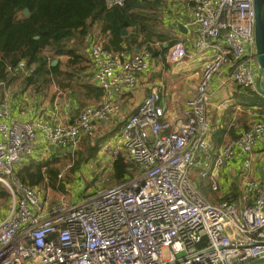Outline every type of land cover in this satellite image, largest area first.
<instances>
[{
    "label": "built area",
    "instance_id": "built-area-1",
    "mask_svg": "<svg viewBox=\"0 0 264 264\" xmlns=\"http://www.w3.org/2000/svg\"><path fill=\"white\" fill-rule=\"evenodd\" d=\"M125 0H105L108 7ZM194 51L201 55L200 78L182 116L166 119L165 102L153 89L113 137L119 150L139 167L131 179L100 189L77 204L49 205L36 189L15 177L19 164L53 145L75 147L93 135L96 124L117 118V93L133 90L152 56L131 55L90 39L97 105L85 106L74 123H50L43 115L0 121V182L9 191L10 210L0 214V264H251L264 261V175L249 176L253 152L264 141V121L255 119L218 148L210 140L209 83L223 70L235 84L259 92L254 48L253 0H188ZM183 41L173 43L167 61L189 57ZM19 66H23L21 62ZM226 107V103L216 106ZM40 148V149H39ZM242 154L241 208L229 200L213 204L190 179L213 180L224 164ZM251 200L249 201V199ZM163 249L168 256H163Z\"/></svg>",
    "mask_w": 264,
    "mask_h": 264
},
{
    "label": "trees",
    "instance_id": "trees-1",
    "mask_svg": "<svg viewBox=\"0 0 264 264\" xmlns=\"http://www.w3.org/2000/svg\"><path fill=\"white\" fill-rule=\"evenodd\" d=\"M165 7L164 0H125L122 5L111 7L105 0H0L1 97L9 84L31 85L35 92L47 91L54 84L70 94L73 89L82 94L75 69L85 59L89 38H98L106 48L125 53L133 54L135 49L145 48L151 56L165 60L168 48L179 41L171 28L164 27ZM25 8L28 15L24 14ZM123 29H127L126 35L122 34ZM61 56L68 57L64 64L59 59ZM54 60L57 62L52 64ZM235 85L241 97L240 105L250 108L264 121V95ZM92 86L94 96L99 99L100 89L94 83ZM103 126L99 125L95 136H82L71 153L56 149L50 158L28 157L18 165L15 177L31 188L49 186L64 192L59 175L66 162L60 161L59 155L72 156L74 169L95 158L101 144L121 128L113 125L103 132ZM111 161L112 185L125 182L139 172L138 165L123 153ZM94 182L93 178L90 184ZM96 192H87L84 197ZM10 197L0 182V200L6 203Z\"/></svg>",
    "mask_w": 264,
    "mask_h": 264
},
{
    "label": "crops",
    "instance_id": "crops-1",
    "mask_svg": "<svg viewBox=\"0 0 264 264\" xmlns=\"http://www.w3.org/2000/svg\"><path fill=\"white\" fill-rule=\"evenodd\" d=\"M164 1L166 5L163 9L164 27L171 28V33L179 41L184 42L190 56L177 64L167 61V53L165 54V60L152 56V63L149 69L138 74L135 88L117 93L120 113L117 118L110 121H117L116 125L122 126L127 117L136 110L137 105L153 89H157L160 92L165 102L166 119L171 122H175L182 116V109L186 99L194 94L200 78L202 60L200 58L201 55L197 54L193 47L195 31L189 26L192 19V8L188 0ZM179 23L183 25L182 29H179ZM125 54L131 55V53ZM82 60L84 62L83 65L75 69V78L82 84L80 86L83 91L82 94H79L74 89L73 95L70 94L69 90L58 89V91L56 90L52 95H49L46 90L35 92L30 88L32 95H28L26 92L23 93V91L20 94H16L13 90L14 84H9L4 87L2 97L0 94V121L11 123L17 120H29L36 115H43L50 123H74L85 106L97 105L101 99L100 96L99 99L94 96L92 85L93 83L96 85V83L93 80L88 48L85 59ZM227 73V70H223L216 74L210 81L208 89L209 105L207 106V113L211 122L210 140L216 148L229 139L240 135L243 130L249 127L253 120L259 118L257 113H253L250 108L245 109L240 105L239 99L241 97L237 87L228 78ZM96 87L98 88L97 85ZM47 96H50V101L46 100ZM223 102L226 103V107H216L217 104ZM100 124H96L95 131H97ZM261 143L253 152L254 161L248 173L249 176L255 178H260L264 175V149ZM242 158L243 155L239 153L224 164L214 180L217 186L216 190H213L211 186L213 180L209 179V177L199 176L198 169L191 171L190 179L200 195L208 202L217 204L221 200H229L241 208L248 203V200L242 198L245 193ZM200 178H208L209 188L213 194L204 191V184Z\"/></svg>",
    "mask_w": 264,
    "mask_h": 264
},
{
    "label": "rangeland",
    "instance_id": "rangeland-1",
    "mask_svg": "<svg viewBox=\"0 0 264 264\" xmlns=\"http://www.w3.org/2000/svg\"><path fill=\"white\" fill-rule=\"evenodd\" d=\"M61 60V63H65L68 59L67 56H61L59 57ZM83 60H80L77 65L82 66ZM87 65V62H86ZM28 88V89H27ZM32 89L31 85H27V87H23L19 84L13 85V90L16 92V94L27 93L28 95H32V92L30 89ZM62 90L61 88H58V86L52 84L47 89V92L49 95H52L56 90L58 91ZM73 95V94H72ZM46 100L50 101V96L46 97ZM111 120L101 123L103 126V132L109 131V127L116 125L114 122H110ZM97 132L94 131L93 135L95 136ZM47 150V147L45 148ZM38 151L35 153V156H40L42 158H50L52 155V152L46 151ZM119 150L116 141L113 137L109 138L105 142H103L97 152V155L95 158L82 163L78 168H73V158L72 156L68 157L59 155L60 161L66 162L65 165H63L59 179L64 183L65 190L64 192H61L60 190H53L52 187H46V189L41 187H35L36 191L39 193V195L43 198L44 201H46L49 205L57 204V203H69V204H77L82 202L84 199V195L87 192L92 191H99L100 189L107 188L110 186H113L110 184V169H111V163H112V157L114 150ZM55 151V150H54ZM57 151V150H56ZM63 163V162H62ZM73 170V171H72ZM100 173V174H99ZM94 178V184L91 185L92 179ZM203 182V189L206 193L213 194L210 191L209 188V181L208 178H200ZM2 184V183H1ZM3 185V184H2ZM5 187V185H3ZM6 188V187H5ZM209 188V189H208ZM10 210V203L7 201L6 203L2 202L0 200V214L5 215ZM163 256H168V251L166 249H163Z\"/></svg>",
    "mask_w": 264,
    "mask_h": 264
},
{
    "label": "water",
    "instance_id": "water-1",
    "mask_svg": "<svg viewBox=\"0 0 264 264\" xmlns=\"http://www.w3.org/2000/svg\"><path fill=\"white\" fill-rule=\"evenodd\" d=\"M254 9H255V25H254V48H255V59L257 63V84L259 92L264 95V0H253ZM24 14L28 15L29 11L27 8L24 9ZM179 29H182L183 25L178 24ZM122 34L126 35L127 30L123 29ZM139 49H136L135 52H138ZM57 60H54L52 64H55ZM262 148L264 149V141L261 143ZM50 151H54L55 148L53 145L49 147ZM74 147L61 148V153H71ZM251 264H264L263 262H256Z\"/></svg>",
    "mask_w": 264,
    "mask_h": 264
}]
</instances>
